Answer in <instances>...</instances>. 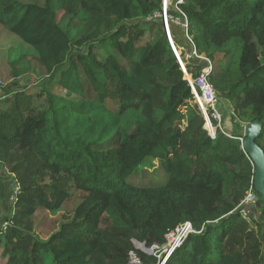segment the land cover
I'll return each instance as SVG.
<instances>
[{"label": "trees", "instance_id": "1", "mask_svg": "<svg viewBox=\"0 0 264 264\" xmlns=\"http://www.w3.org/2000/svg\"><path fill=\"white\" fill-rule=\"evenodd\" d=\"M170 1L177 9L172 15L181 24L186 18L187 30L179 26L184 39L211 62L209 82L217 98L232 106L234 128L237 118L261 122L256 144L264 153V0ZM66 7L76 8L78 22L90 18L79 41L57 22ZM154 13H162L161 0H0L1 28L34 50L48 79L39 93L41 110L27 106L22 115L13 109L0 115L6 123L0 143L14 147L7 161L20 178L10 220L25 221L38 208L56 213L73 192L84 193L47 242L29 231V223L10 226L6 264H126L131 240L160 246L186 222L200 233L190 234L164 264H264V229L251 230L238 208L248 188L254 192L242 134L228 138L217 131L211 139L195 115L182 127L180 109L193 95L160 20L145 21ZM146 30L150 40L139 47ZM172 34L187 74L197 77L206 63L185 59ZM96 47L109 53L104 61ZM54 84L83 101L55 99L46 90ZM154 101L158 108L150 116L131 127L123 123L130 110ZM17 149L33 161H12ZM147 159L160 164L166 182L155 188L128 184ZM241 164L238 172L228 169ZM256 207L264 218V202ZM139 255L143 264H158Z\"/></svg>", "mask_w": 264, "mask_h": 264}, {"label": "rangeland", "instance_id": "2", "mask_svg": "<svg viewBox=\"0 0 264 264\" xmlns=\"http://www.w3.org/2000/svg\"><path fill=\"white\" fill-rule=\"evenodd\" d=\"M162 1V13H154V15L145 19L149 23L153 20H160L162 26L165 24L168 27L169 33L172 34L174 31L181 43L180 46L186 53L185 59L187 56L192 54V48L189 45V42L186 41L185 33L182 29L179 28L181 22L175 15H172L171 11L177 12L174 4L170 0H161ZM76 11L74 7H66L60 10L57 13V22L68 32L69 38L71 41L81 40L85 36V31L89 28L90 18L87 17L86 20L78 22L73 19L72 14ZM71 19V20H70ZM70 20V22H69ZM72 21V22H71ZM157 22V21H156ZM175 24L172 25L171 23ZM175 28H172V26ZM115 25H113L114 27ZM111 28L113 31L114 28ZM116 27V26H115ZM164 29V28H163ZM151 30H146L144 36L140 40L138 46H144L150 40ZM184 33V34H183ZM173 35V34H172ZM184 35V36H183ZM185 38V39H184ZM172 45L173 41L171 39ZM84 48V47H83ZM82 48V49H83ZM235 50L239 48V45L232 46ZM77 49V48H76ZM176 51V50H175ZM191 51V53H189ZM260 51V50H258ZM96 54H100V60L104 61L109 53L106 50H103L96 47ZM179 54V53H177ZM261 56V55H260ZM36 53L34 50L24 43L20 39L10 34L4 28L0 26V115L4 116L3 113L6 111H19V114H23L27 106H31L34 110H41V105L45 103V99L39 97L41 93V87L48 80L44 77V72L40 70L37 66L34 58ZM264 55L261 56V62L264 64ZM125 66V62L122 61ZM191 62V61H190ZM226 63L229 66H233L234 61L227 59ZM47 92L50 93L55 99H63L73 104H80L83 100L79 97L74 98L68 92L61 89L57 84L49 85L46 87ZM72 99V100H70ZM112 102L108 101V105ZM218 112L222 117V128L229 136L236 131L238 134L243 135L244 127L250 123L249 119L237 118L235 120V125L239 126V129L234 128V121L232 120L233 108L227 102L220 101L218 99ZM158 105L154 101L152 104H141L138 109L130 110L125 118L123 123H127L129 127L135 121H142L146 117L150 116V112H155ZM198 108L194 103L193 99L186 104L183 108L180 109V113L183 116L182 127L186 129L188 127V120L191 119V116L195 115L200 117L204 121L202 114L198 112ZM21 114V115H22ZM158 116V115H157ZM0 122V127H2L6 133V123ZM204 123V122H203ZM207 128V123H204L203 129ZM14 152V147H9L0 143V221L5 218L13 216V192L14 187L16 188L15 180L20 184L19 176L14 173L11 174V168L13 163L7 161L9 153ZM12 155V154H11ZM28 159L33 161L31 154L27 151L20 149L16 150V154L13 157L12 161H21L23 159ZM244 164H241L240 167L228 166V169L232 172H238L242 170ZM33 172V170H32ZM10 174V175H9ZM229 178V176H228ZM166 182V175L160 166V164L151 159H147L143 164L134 172V174L127 180V183L140 188H155L161 186ZM234 184V183H232ZM232 185L230 184L225 188L224 196L227 198L231 192ZM230 188V189H229ZM253 195L254 199L250 203H244L246 196ZM84 193L81 191L73 192V196L66 201L61 209L56 213H51L42 208H38L33 217L19 221L17 224L15 221L10 220V226L17 228L26 227V223L30 224L29 231L42 242H47L51 236L57 234L61 226L65 224L66 219H70V216L73 215L76 207L83 200ZM258 195L251 191V188H248L245 193L241 205H239V210L248 211L247 216L243 219L251 230L257 231L259 226V231L264 229V218L261 214L259 208L256 207ZM19 224V225H18ZM6 236L0 238V264H6L8 257L6 256L5 244ZM132 241V240H131ZM178 246H175L176 249Z\"/></svg>", "mask_w": 264, "mask_h": 264}, {"label": "built area", "instance_id": "3", "mask_svg": "<svg viewBox=\"0 0 264 264\" xmlns=\"http://www.w3.org/2000/svg\"><path fill=\"white\" fill-rule=\"evenodd\" d=\"M182 1L183 0H177L176 4L177 5L182 4ZM178 12L181 14V11H178ZM182 16L185 18L184 15ZM181 26L185 30H187L186 18L184 20V23L181 24ZM170 41H171V38H170ZM175 55H176L178 64L180 66V69L182 70L184 77L186 81L188 82V86L191 90V94L193 95V101L196 104L199 112L202 114L204 123L205 122L207 123V128H205V130L207 131L208 136L211 139H215L216 132L219 131L226 137L231 138V136H229L228 133H226L221 126L222 117L217 110L218 98L216 96V93L212 85L209 82V74L212 69L211 62L203 56H198L196 53V50L192 48V54L190 56H187L186 59H191L192 57H194L196 59H199L205 62L206 66L200 71L197 77L191 78L187 74L184 68V64L179 58V54H177L176 52ZM238 140L240 143H242L243 138H239ZM18 191H19V187L17 186L16 188H14V192H13V195H14L13 202H15V195L18 193ZM245 198H246L245 199L246 201L244 203H250L254 199L253 195H248ZM247 214H248V211L245 212V210L241 209V215L243 218H245ZM10 219L11 217L0 221V238L4 237L8 229L10 228ZM199 233L200 231L194 230L191 224L186 222V223L181 224L180 226H177L175 229L169 231L165 235L164 244L160 246L152 245L150 247H147L144 243H139L137 241L132 240L131 241L132 248L128 250L127 256H126V264H143V260L140 257L139 252H141L142 254L146 256L156 258L158 260V264H164L165 260L178 247L182 245V243L187 239V237L190 234H199ZM175 246H178V247L174 249Z\"/></svg>", "mask_w": 264, "mask_h": 264}, {"label": "water", "instance_id": "4", "mask_svg": "<svg viewBox=\"0 0 264 264\" xmlns=\"http://www.w3.org/2000/svg\"><path fill=\"white\" fill-rule=\"evenodd\" d=\"M163 21V27L166 32V36L173 48L174 53L176 54L172 42L170 41V35L168 27L165 24V19ZM260 133L261 122L258 119L248 123L243 129L241 148L254 168L253 190L258 195L257 202L262 203L264 202V153L256 144V140Z\"/></svg>", "mask_w": 264, "mask_h": 264}]
</instances>
